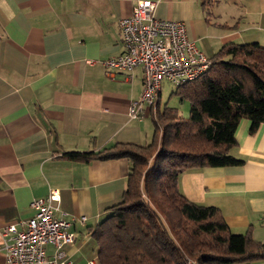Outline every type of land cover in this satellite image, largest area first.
Returning a JSON list of instances; mask_svg holds the SVG:
<instances>
[{"label":"crops","instance_id":"1","mask_svg":"<svg viewBox=\"0 0 264 264\" xmlns=\"http://www.w3.org/2000/svg\"><path fill=\"white\" fill-rule=\"evenodd\" d=\"M136 1L0 0V264L3 228H22L35 212L30 202L51 188L60 196L56 214L72 220L65 257L70 264L98 260L93 230L121 200L130 161H75L66 153L153 139L164 80L156 104L132 117L128 107L140 96L142 67L126 74L103 65L122 52L118 20ZM155 1V15L184 22L189 39L210 58L229 42L264 45V0ZM234 137L230 153L241 163L191 167L177 186L191 201L217 206L233 233L264 242V121L251 130L241 118ZM46 253L53 254L51 245Z\"/></svg>","mask_w":264,"mask_h":264},{"label":"trees","instance_id":"2","mask_svg":"<svg viewBox=\"0 0 264 264\" xmlns=\"http://www.w3.org/2000/svg\"><path fill=\"white\" fill-rule=\"evenodd\" d=\"M189 101L187 117L176 107L156 109L147 145L69 151L75 161L125 156L130 161L119 202L93 230L99 264H251L264 259V242L233 233L221 210L191 201L178 176L191 167L242 162L230 153L241 118L251 130L264 121V45L223 44L209 68L176 85Z\"/></svg>","mask_w":264,"mask_h":264},{"label":"built area","instance_id":"3","mask_svg":"<svg viewBox=\"0 0 264 264\" xmlns=\"http://www.w3.org/2000/svg\"><path fill=\"white\" fill-rule=\"evenodd\" d=\"M155 6V0H137L131 13L118 20L123 50L103 61L105 68L126 74L137 65L142 67L140 96L128 107L132 117L138 116L144 105L156 104L163 80L178 85L197 78L211 64V58L189 39L184 22L157 17ZM59 197L58 190L51 188L46 196L30 202L35 212L22 222V228L15 224L3 228L5 264H70L62 246L74 240L72 220L56 214ZM261 217L264 220V213ZM78 220L83 222L85 216ZM47 245L53 248L50 257ZM87 264H98V260L90 259Z\"/></svg>","mask_w":264,"mask_h":264},{"label":"rangeland","instance_id":"4","mask_svg":"<svg viewBox=\"0 0 264 264\" xmlns=\"http://www.w3.org/2000/svg\"><path fill=\"white\" fill-rule=\"evenodd\" d=\"M175 91V84L166 80L163 81L160 108H163L164 106H173L177 108L181 116L187 117L189 113V101L187 99L182 100Z\"/></svg>","mask_w":264,"mask_h":264}]
</instances>
